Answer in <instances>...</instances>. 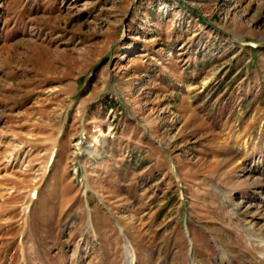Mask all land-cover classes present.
<instances>
[{"label": "rangeland", "instance_id": "374dc122", "mask_svg": "<svg viewBox=\"0 0 264 264\" xmlns=\"http://www.w3.org/2000/svg\"><path fill=\"white\" fill-rule=\"evenodd\" d=\"M264 264V0H0V264Z\"/></svg>", "mask_w": 264, "mask_h": 264}, {"label": "bare ground", "instance_id": "6f19581e", "mask_svg": "<svg viewBox=\"0 0 264 264\" xmlns=\"http://www.w3.org/2000/svg\"><path fill=\"white\" fill-rule=\"evenodd\" d=\"M129 263L134 264V260H130Z\"/></svg>", "mask_w": 264, "mask_h": 264}]
</instances>
